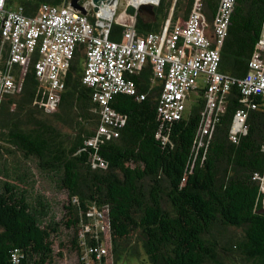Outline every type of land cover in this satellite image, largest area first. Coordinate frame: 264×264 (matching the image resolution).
Listing matches in <instances>:
<instances>
[{"label": "trees", "instance_id": "obj_1", "mask_svg": "<svg viewBox=\"0 0 264 264\" xmlns=\"http://www.w3.org/2000/svg\"><path fill=\"white\" fill-rule=\"evenodd\" d=\"M192 1L158 0L151 13L133 7L126 13L134 15V29L143 36L161 30L167 19L170 25L179 17L186 19ZM203 1L210 21L215 3ZM44 3L68 6L69 0H7L8 7L22 6L28 16ZM263 24L264 0L233 1L218 70L234 84L210 133L202 137L196 129L204 107L202 90L194 89L193 98L189 94L180 119L164 121L156 114L159 86H150V65L133 78L145 99L114 96L110 106L124 124L117 136L96 141L100 108L81 80L82 47L51 114L39 106L42 88L32 63L26 71L12 66L10 74L21 89L0 95V159L32 160L67 204L59 219L43 194L34 200L26 197L29 168L17 163L8 173L0 164V264H15L14 257L19 264H53L63 255L54 252L53 240L74 256V264L96 262L91 250L102 245V238L84 232L94 210L104 213L111 236L112 249L102 262L108 255L118 260L121 248L127 247L136 257L141 251L140 264H221L226 255L239 264H264L263 195L259 180L253 179L264 169V101L256 100L263 108L248 112L245 132L234 142L229 139L239 107L236 81L244 76L253 52L264 61V49L258 47ZM124 31L112 22L108 38L119 42ZM7 61L5 46L0 52L2 74L8 71Z\"/></svg>", "mask_w": 264, "mask_h": 264}, {"label": "built area", "instance_id": "obj_2", "mask_svg": "<svg viewBox=\"0 0 264 264\" xmlns=\"http://www.w3.org/2000/svg\"><path fill=\"white\" fill-rule=\"evenodd\" d=\"M215 10L207 21L204 1L193 0L186 19L174 24L166 20L158 32L143 36L134 29L135 18L126 25L119 42L108 38L114 21L118 0L105 4L94 12L90 1L82 0L87 14L73 11L69 6L41 4L34 16L24 14L22 6L8 7L0 0V50L7 46L8 71L0 73V95L21 89L10 74L12 66L26 71L32 63L42 97L39 106L45 114L57 110L65 89L67 70L77 48H83L82 83L92 89V101L100 108L99 137L118 135L117 128L124 119L110 106L114 96L127 94L144 100L145 93L137 89L135 76L150 65V86H159L156 114L164 121H176L185 111L187 97L194 89L202 90L204 107L196 129L199 137L210 133L215 115L223 110V101L234 84L232 79L218 70L219 50L225 36L234 0H212ZM89 16L93 21L89 20ZM258 47L264 49V24ZM35 58V59H34ZM200 79L201 85L197 87ZM240 97L229 129L231 142L245 132L250 110L263 108L256 100L264 101V61L255 51L247 63L244 76L236 81ZM264 155V141L261 144ZM102 164L99 163V166ZM259 189L264 204V169ZM89 250V249H88ZM96 262L107 255L100 245L91 250ZM18 263L16 257L13 258Z\"/></svg>", "mask_w": 264, "mask_h": 264}, {"label": "rangeland", "instance_id": "obj_3", "mask_svg": "<svg viewBox=\"0 0 264 264\" xmlns=\"http://www.w3.org/2000/svg\"><path fill=\"white\" fill-rule=\"evenodd\" d=\"M126 5L133 7L132 4L129 2V0H118L116 15L114 20L118 18L119 13L123 11L125 13L124 8ZM131 17L132 20L134 15H131ZM179 19L181 22L183 21L181 20V17H179ZM167 20L169 21V19ZM1 51L2 50H0V52ZM81 65L83 66V64ZM199 86H202L200 79L197 81V87ZM189 97L193 98L192 94H190ZM60 129L64 133L69 132L68 128L64 126H60ZM5 160H3V158L0 159V164L6 166L8 173L11 171V167L13 166L15 167L17 163H20L22 166H24V168H29V171L31 173V175H29L30 181L29 184L25 185L24 187L26 189V197L30 200H34L37 194L39 193L43 194L45 198L52 203L53 211L56 214V216H58V218L60 219L63 214L61 212V209L63 205L67 204L65 195L58 194L56 191H54V184L39 175L35 163L32 160H29L28 162H22L21 159H19V161L16 162V160L12 159V157ZM84 232H87L90 236L91 234H98V237L102 238V245L107 249V253L108 250L110 251V249H112L111 236L106 221V217L103 212H98L97 210H94L92 213H90L89 225L84 227ZM130 244H133V242L130 241L128 245ZM53 248L55 253L60 252L61 254H63L61 257H56L53 264H74L75 261L74 256L72 254H68V252L64 251L61 247H59L57 241L53 240ZM129 252L130 251L128 250L127 247L121 248V253L119 254L120 258L118 260H114L112 256L108 255L109 258L107 259L106 264H140V258L142 257L141 251L138 257H136V255L135 256L132 255V253L129 254ZM221 264H239V262L234 256L226 255V256H222Z\"/></svg>", "mask_w": 264, "mask_h": 264}, {"label": "water", "instance_id": "obj_4", "mask_svg": "<svg viewBox=\"0 0 264 264\" xmlns=\"http://www.w3.org/2000/svg\"><path fill=\"white\" fill-rule=\"evenodd\" d=\"M90 1V3L92 4V9L94 12H98L99 8L102 5L105 4H113L116 0H87ZM82 0H69V4L68 6L75 12H78L82 15H86L87 14V9L84 6V4L81 3ZM158 0H156V3H140L138 6H134V8L137 11L140 10H144L147 11L149 13L152 12L153 7L157 4Z\"/></svg>", "mask_w": 264, "mask_h": 264}, {"label": "crops", "instance_id": "obj_5", "mask_svg": "<svg viewBox=\"0 0 264 264\" xmlns=\"http://www.w3.org/2000/svg\"><path fill=\"white\" fill-rule=\"evenodd\" d=\"M133 6V8H134V5H132ZM127 7H131V6H125V13H124V11L123 12H121V13H119V16H118V18L116 19V20H114L113 22H115V23H118V24H120V25H122V26H124V27H126V25L131 21V15L130 14H127L126 13V8ZM91 17V16H90ZM135 18V17H134Z\"/></svg>", "mask_w": 264, "mask_h": 264}, {"label": "bare ground", "instance_id": "obj_6", "mask_svg": "<svg viewBox=\"0 0 264 264\" xmlns=\"http://www.w3.org/2000/svg\"><path fill=\"white\" fill-rule=\"evenodd\" d=\"M129 2H130L132 5H134V6H138V2H139V0H129ZM142 3H149V1L146 0V1L142 2Z\"/></svg>", "mask_w": 264, "mask_h": 264}]
</instances>
